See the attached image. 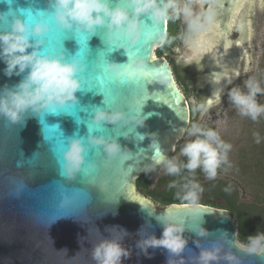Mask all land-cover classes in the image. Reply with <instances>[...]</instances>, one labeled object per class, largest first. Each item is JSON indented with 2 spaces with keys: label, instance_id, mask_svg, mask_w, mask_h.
Masks as SVG:
<instances>
[{
  "label": "water",
  "instance_id": "water-1",
  "mask_svg": "<svg viewBox=\"0 0 264 264\" xmlns=\"http://www.w3.org/2000/svg\"><path fill=\"white\" fill-rule=\"evenodd\" d=\"M250 2L213 0L210 6L216 11L213 24L188 37L187 26L182 22L183 46L180 45L176 53L167 50L179 77L189 92L195 94L199 105L210 106L209 99L214 103L243 82L245 76L237 79L239 48L246 53L251 46L253 57L264 27V0L255 2L252 29L247 22ZM48 10L49 0H0V32L9 31L16 17L26 20L28 13L35 15ZM233 11L239 16L238 43L231 40L228 30L227 19ZM141 19L145 23L144 38L131 52L125 47L109 45L103 38L106 30L102 28H98L96 34H89L78 33L75 28L58 30L54 26L44 37V43L39 45L44 53L48 43L55 44L63 33V53L57 55L62 54L68 61L79 59L84 65L83 72L78 73L80 79L83 77L82 88L76 92L72 105L56 112L28 114L17 124L0 118V264H96L91 256L93 246L101 239H111L114 234L106 229L116 225L128 233L123 237L122 245L130 250V256L123 259L122 264H168L170 254L166 249L149 248L150 256H146L136 246L142 239L141 231L144 235L160 237L163 231L160 221L164 219L184 223L183 236L187 244L184 252L174 257L177 261L182 258L184 264H195L194 258L198 257L201 247H211L214 242H219L225 251L231 250L241 264H264V251L249 252L237 245L236 230L228 211L201 204L199 208L172 204L156 210L150 199L138 194L136 180L160 166L154 163L156 150L150 147L153 139L160 155L176 156V144L190 122V108L168 61L154 55L155 49L163 46L158 38L167 36V23H156L149 15H143ZM80 34L89 35L83 59L77 57L81 48ZM107 64L125 65V69L138 78L155 70H159V74L140 79L139 83H128L121 89V104L109 107L104 103L103 92L98 91V82L93 79L103 76L100 66ZM136 64H143V69L137 71ZM4 68L5 64L0 62V88L12 86L23 78L24 74L5 76ZM206 68L207 72H204ZM92 87L97 88L89 89ZM124 104L136 105L139 110L128 109ZM113 109L126 116L136 113L145 116L144 125L95 121L96 111ZM202 111L199 107L197 117ZM45 124L50 127L51 140L45 139ZM61 134L65 148L73 139H83L85 143L93 136L109 141L115 139L122 151L131 153L132 158L109 162L102 146H87V159L97 164L95 174L85 177L80 172L68 181L59 174L57 160L62 151L57 150L54 154L50 150ZM138 135H144V139L139 140ZM57 182L69 188L85 189L90 193V200L82 207H61ZM200 227L209 235L199 236ZM222 232L228 233L226 240L221 239ZM80 238H83L82 245ZM219 264L225 262L221 260Z\"/></svg>",
  "mask_w": 264,
  "mask_h": 264
},
{
  "label": "clouds",
  "instance_id": "clouds-1",
  "mask_svg": "<svg viewBox=\"0 0 264 264\" xmlns=\"http://www.w3.org/2000/svg\"><path fill=\"white\" fill-rule=\"evenodd\" d=\"M208 2L211 4L213 0ZM49 9L35 15L28 13L26 20L16 17L11 22L9 31L0 32V62L5 64V76L24 74L18 83L0 88V118L11 124L20 123L28 114L56 112L72 105L76 100V92L82 88L78 73L83 72L84 65L79 59L68 61L62 54H46L39 49V45L44 43V37L54 26L58 30L75 28L78 33L83 31L89 34H96L98 28L105 29L103 38L109 45L125 47L131 52L133 46L144 38L145 23L141 19L143 15H149L156 23H167L182 17L187 24L188 37L207 30L216 16L214 7H201L199 11H195L194 0H115V3L113 0H49ZM29 14L31 19L28 18ZM158 39L164 44L169 38L161 35ZM29 48L32 51L29 52ZM134 67L140 71L144 65L136 64ZM100 70L103 75L119 77L125 70V65H101ZM244 87L246 91L239 87L232 88L229 99L240 115L255 121L264 115V103L257 100L258 94H264V87L254 78L247 79ZM199 107L205 112L208 111L206 104ZM94 119L96 122L123 121L124 124L143 126L146 117L139 113L126 116L125 113L113 109L96 111ZM187 135L191 138L180 150V155L187 158L186 163L179 164L176 158L169 159L160 155L158 145L153 139L150 147L156 150L154 163L163 164L168 175L178 174L181 167L193 173L199 168L208 179H214L221 164L227 160L231 145L221 140L217 131L202 129L197 124L191 125ZM138 139L143 140L144 135H138ZM87 146H102L109 162L117 158L120 162L132 158L131 153L122 151L121 145L115 139L109 141L93 136L86 143L83 139H73L57 160L61 177L72 181L77 173L86 174L97 169V164L87 159ZM183 187V194L177 193V198L185 202L182 207L199 208L200 194L203 191L201 185L193 180ZM56 192L61 207H82L91 198L85 189L69 188L59 182ZM160 222L163 225L161 236L144 235L141 231L142 239L137 241L136 246L146 256H150L149 248L166 249L170 254L168 264H184L182 258L179 261L174 259L184 252L187 244L183 236V221L164 219ZM106 230L114 235L111 239H101L93 246L92 259L96 264H122L123 259L130 256V250L122 245L123 237L128 235L127 230L118 225ZM197 234L201 237L209 235L203 227L198 229ZM227 237L228 233L222 232L221 239L226 240ZM248 239L249 252L264 251V234ZM80 243L82 245L83 238H80ZM194 259L195 264H219L221 260L225 264H241L240 259L231 250L225 251L224 245L219 242H214L211 247H201L198 257Z\"/></svg>",
  "mask_w": 264,
  "mask_h": 264
},
{
  "label": "rangeland",
  "instance_id": "rangeland-1",
  "mask_svg": "<svg viewBox=\"0 0 264 264\" xmlns=\"http://www.w3.org/2000/svg\"><path fill=\"white\" fill-rule=\"evenodd\" d=\"M173 33L178 35V37L170 51L176 53L181 43L180 25L178 26V31L173 29ZM154 55L156 56V49ZM253 62L252 73L248 77L245 76L242 84L238 86L244 91H246L244 82L249 78L258 80L261 86L264 87V27L253 54ZM177 86L183 93L184 88L178 84ZM185 99L192 113L191 118L194 124L205 130L213 129L217 131L221 140L231 145L227 153V160L221 164L215 178L234 180L241 189V198L244 200L250 199L254 195L253 189L256 188V183L261 181L258 176L255 177L254 173L258 172L260 164H263L260 163L262 160V156H260L262 147L260 146L264 144V115L255 121L250 117L240 115L238 109L230 101L229 93H227L208 106L207 112L203 110L197 117L199 110L197 97L194 93L189 92L186 94ZM257 100L260 103H264V94H258ZM190 138L188 135H184L179 143L176 144V147L179 145L176 156L172 154L169 159H177L180 156L181 148ZM165 173L164 165L161 164L155 169L153 183ZM138 194L140 197H144L142 194ZM154 208L156 210L163 209V207L155 204ZM232 221L235 227V221L233 219ZM236 243L241 248L247 249L248 247V245H243L238 243V241Z\"/></svg>",
  "mask_w": 264,
  "mask_h": 264
},
{
  "label": "trees",
  "instance_id": "trees-1",
  "mask_svg": "<svg viewBox=\"0 0 264 264\" xmlns=\"http://www.w3.org/2000/svg\"><path fill=\"white\" fill-rule=\"evenodd\" d=\"M173 28L171 24L167 25L168 42L164 43L161 48L156 49V56L162 57V54H166V50L171 49L175 44L178 35L173 33ZM173 74L176 83L184 88L183 95L186 96L189 90L179 77L176 67L173 69ZM191 114L190 111L189 126L184 135H187L191 125L194 124ZM260 147H262L260 151L262 160L260 159V163L263 164H260L259 171L255 172L254 175L255 177L258 176L261 181L256 183V188L253 189L254 195L250 199L244 200L241 198V189L234 180L226 178L208 179L206 174L199 168L193 173L181 167L178 174L168 175L165 173L153 183L154 170L136 180L137 191L150 199L153 204L166 208L172 204H184V201L177 198V193L183 194L185 191L183 186L194 180L203 188L199 204L228 211L235 221L238 243L248 245L249 237L264 234V144ZM176 160L177 163L183 164L186 163L187 158L180 155ZM170 184L175 186L169 187Z\"/></svg>",
  "mask_w": 264,
  "mask_h": 264
},
{
  "label": "snow or ice",
  "instance_id": "snow-or-ice-1",
  "mask_svg": "<svg viewBox=\"0 0 264 264\" xmlns=\"http://www.w3.org/2000/svg\"><path fill=\"white\" fill-rule=\"evenodd\" d=\"M210 7V6H209ZM29 19H31V15L29 14L28 16ZM216 27V26H214ZM153 30V29H152ZM202 35H207V34H202ZM89 35H83L80 34L78 36V43L81 45L80 48V52L77 53V57L83 59V55L85 53V51H87V39H88ZM64 35L63 33L59 36V38L57 39L56 43L53 44L52 41L48 43V47L45 49L44 53L46 54H52V55H57L60 53H63V47H62V40L64 39ZM189 45H191V40L189 41ZM50 49V50H49ZM137 51H139V49H137ZM146 55H147V51H146ZM158 75L159 74V70H155L154 72H148L144 74V77H136V75L129 69H125L119 77H112L110 75H103L101 77H94L93 79L96 81V83L98 82V91L99 92H103L104 94V103L109 106H116V105H120L122 102V91L121 89L127 85L130 82H134V83H139L140 79L152 76V75ZM81 79H83V77L81 76ZM93 88H97V87H92L89 89H93ZM209 104H212V100L209 99L208 100ZM123 106H126L128 109H135V110H139L138 106L136 105H127L124 104ZM71 110V108L69 109ZM69 110H64V111H69ZM85 111H87V109H83ZM71 114L75 115L74 112H72ZM42 123H44L42 121ZM53 128H56L55 126H53ZM44 131H45V138L46 140H51L52 137L48 134L50 131V127L45 124L44 125ZM57 131V128H56ZM65 141L62 138V134L61 136H57L55 142L52 144L51 146V151L56 154L57 150H61L62 153L65 150ZM97 170V169H96ZM95 171H89L87 172L85 175L86 176H90V175H94ZM140 203H144V201H140Z\"/></svg>",
  "mask_w": 264,
  "mask_h": 264
},
{
  "label": "flooded vegetation",
  "instance_id": "flooded-vegetation-1",
  "mask_svg": "<svg viewBox=\"0 0 264 264\" xmlns=\"http://www.w3.org/2000/svg\"><path fill=\"white\" fill-rule=\"evenodd\" d=\"M250 4L248 6V14H247V22H249V26L250 29H252V25H253V8L255 5L256 0H250ZM260 2H262L263 0H259ZM213 4V2L210 4L208 2V0H194V10L195 11H199L201 7L203 8H208L209 6H211ZM238 8V7H237ZM238 12L233 11L230 15L228 20V30L230 32V38L233 41H236V43H238V39L240 38V33L237 29L238 27ZM182 22L185 24H183L184 26H187L186 22L184 21V19L181 17L180 19H175L173 21H169L167 22L168 24H171L174 28L178 31V26L182 25ZM166 31H167V26H166ZM185 37V36H184ZM251 42V41H250ZM181 46H183V43L180 44ZM170 50V49H169ZM168 50V51H169ZM240 54H241V58L239 60V69H238V75H237V79L240 78L241 76H250V74L253 71V57H252V53H251V46L248 47V51L245 53V51L241 52V49L239 48ZM159 57V56H158ZM162 57L165 58L171 69L173 72V69L176 67L173 60L171 59V56L169 55V53H167L166 50V54H162ZM204 72H207V68L204 70ZM176 149H179V145L175 148V152Z\"/></svg>",
  "mask_w": 264,
  "mask_h": 264
}]
</instances>
